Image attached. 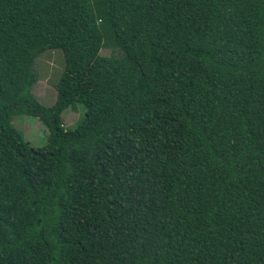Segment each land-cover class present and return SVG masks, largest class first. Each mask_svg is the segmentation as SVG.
I'll return each instance as SVG.
<instances>
[{"label":"trees","instance_id":"16d2710c","mask_svg":"<svg viewBox=\"0 0 264 264\" xmlns=\"http://www.w3.org/2000/svg\"><path fill=\"white\" fill-rule=\"evenodd\" d=\"M0 264H264V0H0Z\"/></svg>","mask_w":264,"mask_h":264},{"label":"rangeland","instance_id":"374dc122","mask_svg":"<svg viewBox=\"0 0 264 264\" xmlns=\"http://www.w3.org/2000/svg\"><path fill=\"white\" fill-rule=\"evenodd\" d=\"M54 57L50 60L49 67L37 65L38 81L32 88L33 95L42 103L52 105L57 97L56 84L63 72L64 57L60 50H50ZM45 53L41 54L44 55ZM101 54L106 56H121L120 48L107 45L101 50ZM40 55V56H41ZM38 56V57H40ZM38 60V58L36 59ZM36 66V65H35ZM86 107L81 102H75L63 113L64 125L68 129H73L78 122L84 117ZM14 126L23 134L25 139L29 140L32 145L37 147L45 146L48 142V131L43 126L38 117L25 113H17L13 115Z\"/></svg>","mask_w":264,"mask_h":264},{"label":"crops","instance_id":"0c3cea01","mask_svg":"<svg viewBox=\"0 0 264 264\" xmlns=\"http://www.w3.org/2000/svg\"><path fill=\"white\" fill-rule=\"evenodd\" d=\"M51 53H53V52L52 51H48L44 55H41L40 57H38V60H36V63H35L36 67H37V65L38 66L39 65H43V67L44 66L45 67L46 66L49 67L50 65H49L48 62L54 58Z\"/></svg>","mask_w":264,"mask_h":264}]
</instances>
